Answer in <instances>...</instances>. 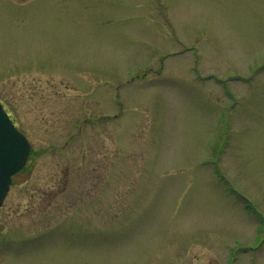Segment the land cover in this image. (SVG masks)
<instances>
[{
	"label": "rangeland",
	"instance_id": "374dc122",
	"mask_svg": "<svg viewBox=\"0 0 264 264\" xmlns=\"http://www.w3.org/2000/svg\"><path fill=\"white\" fill-rule=\"evenodd\" d=\"M0 103V264H264V0H0Z\"/></svg>",
	"mask_w": 264,
	"mask_h": 264
},
{
	"label": "water",
	"instance_id": "95a60500",
	"mask_svg": "<svg viewBox=\"0 0 264 264\" xmlns=\"http://www.w3.org/2000/svg\"><path fill=\"white\" fill-rule=\"evenodd\" d=\"M28 154L27 140L15 130L0 105V206L9 190L11 176L24 166Z\"/></svg>",
	"mask_w": 264,
	"mask_h": 264
}]
</instances>
